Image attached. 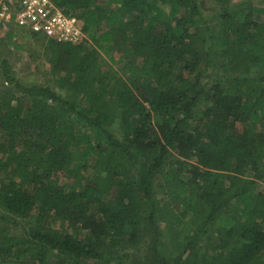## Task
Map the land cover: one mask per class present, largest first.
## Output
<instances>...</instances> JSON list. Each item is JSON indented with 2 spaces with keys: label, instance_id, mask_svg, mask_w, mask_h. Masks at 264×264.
Returning a JSON list of instances; mask_svg holds the SVG:
<instances>
[{
  "label": "trees",
  "instance_id": "obj_1",
  "mask_svg": "<svg viewBox=\"0 0 264 264\" xmlns=\"http://www.w3.org/2000/svg\"><path fill=\"white\" fill-rule=\"evenodd\" d=\"M53 1L86 38L49 41L47 85L0 52V219L28 226L0 221V262L264 264L251 0H213L212 22L206 0ZM208 69L219 77L204 84Z\"/></svg>",
  "mask_w": 264,
  "mask_h": 264
},
{
  "label": "built area",
  "instance_id": "obj_2",
  "mask_svg": "<svg viewBox=\"0 0 264 264\" xmlns=\"http://www.w3.org/2000/svg\"><path fill=\"white\" fill-rule=\"evenodd\" d=\"M10 23L56 42L86 38L81 18L65 14L53 0H0V28Z\"/></svg>",
  "mask_w": 264,
  "mask_h": 264
},
{
  "label": "rangeland",
  "instance_id": "obj_3",
  "mask_svg": "<svg viewBox=\"0 0 264 264\" xmlns=\"http://www.w3.org/2000/svg\"><path fill=\"white\" fill-rule=\"evenodd\" d=\"M243 1L246 0H233L234 4H238L241 3ZM252 5H253V9L254 12L257 16V18L259 17L260 19H264V0H251ZM217 4L213 1V0H206L205 4L202 7V11L205 14V17L207 19L208 22H212L215 19V12H216V8H217ZM3 27V26H2ZM7 27L4 26V31H6ZM47 46L48 44H46L45 46L38 44V45H33L34 47V51H29L27 49H23L20 50L19 52L16 53V55H10L11 60L10 62L12 63V61H16L17 63H19V65H16L17 69L23 73L24 75L22 76V80L25 84L27 85H31V84H42V85H47L48 84V77L50 75V72L52 73L53 70V64L49 61V57L50 54H48L47 52ZM45 48V54H42L43 49ZM1 48V47H0ZM42 48V49H41ZM38 49H40L38 51ZM2 53V52H1ZM3 54V53H2ZM6 54V53H4ZM3 54V55H4ZM37 60H40V64L42 65L41 68L36 67L37 65ZM27 61H31L32 65L31 66H27ZM103 59H101L99 62L101 64L106 63V69H108L110 67V64L108 63V61L106 59H104V63L102 62ZM33 66V67H32ZM115 68H119L118 66H114ZM48 76V77H47ZM217 77H219V75H217L215 73L214 70L212 69H208L205 72V75L203 76V83H209L211 81H213L214 79H216ZM53 87L58 88V91L60 93H62L63 95L67 94V90L66 89H61L60 87H57L56 83H52ZM1 134H0V138H1ZM62 182H65V184H70L73 183V179H67L65 178V175L61 176ZM1 215H3L0 212ZM0 221L4 224L7 225L9 230L12 233H18V234H23L26 233L27 231V224L24 221L21 220H14L11 218L8 219H0ZM83 235H81L82 237ZM80 237V238H81ZM131 252L136 253V250H131ZM138 255H141L142 253L137 252ZM0 264H18L16 262H12V261H2L0 262Z\"/></svg>",
  "mask_w": 264,
  "mask_h": 264
},
{
  "label": "crops",
  "instance_id": "obj_4",
  "mask_svg": "<svg viewBox=\"0 0 264 264\" xmlns=\"http://www.w3.org/2000/svg\"><path fill=\"white\" fill-rule=\"evenodd\" d=\"M6 27H7L6 31H4V27L0 28V44H1L0 45V47H1L0 52H2L3 54L6 53V54H4V56L8 60H11L10 55L11 56L13 54L16 55V53L19 52L20 50L27 49L29 51H34L35 49H34L33 45L41 44V45L45 46L50 41L49 39H47L43 36L32 35L31 32H29V31H27L21 27H18L14 23H10V24L6 25ZM10 33L12 34V37H11V40L9 41L8 35ZM9 42H10V44H9ZM45 48L43 49L42 54H45ZM39 50L40 49H38V51ZM13 56H12V58H13ZM16 61H12V64L14 65V69L17 70L19 72L20 76L22 77L24 74L21 73L17 69L16 65H19V63H17ZM40 62H41L40 60H37V65H36L37 69L42 67ZM31 65H32L31 61H27L26 67L31 66Z\"/></svg>",
  "mask_w": 264,
  "mask_h": 264
}]
</instances>
